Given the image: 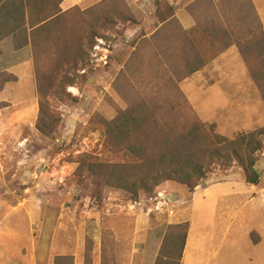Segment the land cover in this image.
I'll return each instance as SVG.
<instances>
[{
    "label": "rangeland",
    "instance_id": "rangeland-1",
    "mask_svg": "<svg viewBox=\"0 0 264 264\" xmlns=\"http://www.w3.org/2000/svg\"><path fill=\"white\" fill-rule=\"evenodd\" d=\"M63 1L39 46L0 44V264H180L185 234L186 264H206L197 245L203 255L220 241L223 257L238 242L237 259L254 252L242 264H264V249L244 248L252 229L250 241L261 236L264 247V134L256 186L222 148L264 129L255 54L246 62L236 43L264 30V0ZM219 9L222 27L234 26L211 43ZM41 105L48 133L37 128ZM131 116L141 125L117 138L112 122ZM195 127L204 176L191 186L159 180L133 202L87 170L126 163L136 179L125 143L149 134L155 153L156 138ZM214 226L229 230L209 234Z\"/></svg>",
    "mask_w": 264,
    "mask_h": 264
},
{
    "label": "trees",
    "instance_id": "trees-1",
    "mask_svg": "<svg viewBox=\"0 0 264 264\" xmlns=\"http://www.w3.org/2000/svg\"><path fill=\"white\" fill-rule=\"evenodd\" d=\"M63 0H0V42L5 38H12L14 49L18 50L27 45L39 46L40 37L51 32L59 17L64 14L60 11L59 5ZM218 10V9H216ZM221 10L218 18L213 17L215 23L212 25L209 32L211 36V43L215 39H218L216 33L221 35L230 34V29L234 24L227 23V29L222 27L221 23ZM224 12V10L222 11ZM216 14V13H215ZM224 18V13H223ZM214 33V36H212ZM225 45L231 44L226 41ZM219 39H222L219 38ZM218 42V41H217ZM219 45L222 44L218 42ZM240 47L243 57L246 62L252 56V52L255 60L257 61L258 69L253 73L256 82L259 85L264 84V30H260L257 37H253V40L248 39L246 42H236ZM224 45V46H225ZM261 82V83H260ZM262 97L264 100V89L262 90ZM132 109V108H131ZM130 111V109H129ZM132 111V110H131ZM45 109L41 105L40 117L37 122V128L48 133L51 128L49 127L52 122L45 115ZM124 116L126 113L123 114ZM136 116V115H135ZM129 124H127L126 117L118 118L112 122L117 124L118 133L117 138L122 139L126 137L129 130L141 125L142 120L136 119L131 116ZM130 117V118H131ZM120 120V122H118ZM117 122V123H116ZM144 122V121H143ZM135 123V124H134ZM195 127V131L192 133L188 131L185 135L180 136L172 135V141L169 136L156 138L155 144H159L158 149L153 153L152 142L153 139L149 134H143L137 143L128 144L123 147L124 151H127L134 156L136 161V168L138 174L136 179L130 175L129 166L126 163L116 164L106 173H101L102 165L99 163H88V172L90 175L97 179L96 186H100L105 183L107 185L115 184L118 188L128 190L131 195V201L136 202L139 189H151V185L155 186L159 180H172L179 182L183 185L191 186V182H198L204 175L202 174V159L196 154L203 151V140L198 136ZM194 130V129H193ZM195 132V139L193 144L190 143L191 136ZM264 134V129L257 132H250L241 135L236 140L229 141L224 144L223 149H228L230 155L239 163L245 174V181L251 186L258 184L260 174L255 170L256 153L262 149L259 136ZM175 137V138H174ZM189 138V150L186 149L185 141ZM151 143V144H150ZM220 150V149H219ZM214 153H218L214 151ZM87 156L81 157V163ZM80 169V167H79ZM93 171V172H92ZM96 175H94L95 173ZM102 180V181H101ZM152 183V184H151ZM113 186V185H112ZM186 234L183 237L179 259L181 260L183 248L185 245Z\"/></svg>",
    "mask_w": 264,
    "mask_h": 264
},
{
    "label": "crops",
    "instance_id": "crops-1",
    "mask_svg": "<svg viewBox=\"0 0 264 264\" xmlns=\"http://www.w3.org/2000/svg\"><path fill=\"white\" fill-rule=\"evenodd\" d=\"M66 1V0H65ZM64 2V1H63ZM259 15H260V12H259ZM261 22H262V24H263V26H264V18H262V16H261ZM8 38H10V37H8ZM8 38H5L4 40L6 41V39H8ZM4 40H2L1 42H0V44L1 43H3L4 42ZM18 51V50H17ZM23 64H25V63H23ZM218 230H220V231H218ZM229 230V228H221V227H212V228H210L209 229V234H214V235H216V234H220V233H223V234H226L227 233V231ZM255 229H252V231H249V232H246V236H248L247 237V239H248V241H246L247 243H246V245H245V247L244 248H249L251 251H257V255H258V257H261V252H259L260 250L262 251L263 249H264V247H262V245H263V243H262V237L261 236H259V239L257 240V241H253V240H251L250 241V239L249 238H251V236L249 237V235H251V233H253V232H255L254 231ZM257 234H259L258 232H256ZM187 242H188V240H186L185 241V245H184V248H183V252H182V256H181V260H180V264H186V261L188 260V255H187V253H186V246H187ZM217 243V244H216ZM213 242V244L211 245V246H213L214 247V250H212V248H211V246L209 247V249L210 250H212V251H209L208 253H206V254H204L203 252H202V254L203 255H201V253H199V251L200 250H202V248H201V245L199 244V245H197V250H198V252H197V255H199V258L202 260L203 259V257H204V259H205V261H206V264H208L209 263V260H213V261H215V260H217V262H218V260H219V257H221V261L219 262V263H226V264H242L241 262L242 261H246L247 260V258H248V263H251V258H250V256H254V252H251L250 254H244V257L243 258H240V259H237V257H236V254H237V252H239L240 251V249L239 248H236V247H239V243L238 242H236V243H226L227 244V247L229 248V249H232L233 250V248H235V251H233L232 253L230 252L229 254H227V255H225V257H223L224 255H222L221 254V252H222V250H223V246H224V244L223 243H225V241H220V242ZM199 246V247H198ZM195 248V247H194ZM243 248V247H242ZM231 250V251H232ZM237 251V252H236ZM203 256V257H202ZM198 263H202L201 261H199ZM262 264V263H261Z\"/></svg>",
    "mask_w": 264,
    "mask_h": 264
}]
</instances>
